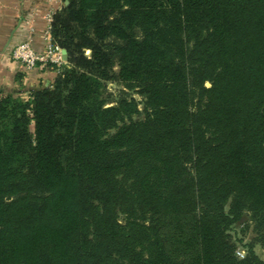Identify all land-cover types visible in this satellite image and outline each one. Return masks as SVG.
<instances>
[{
    "label": "trees",
    "instance_id": "trees-1",
    "mask_svg": "<svg viewBox=\"0 0 264 264\" xmlns=\"http://www.w3.org/2000/svg\"><path fill=\"white\" fill-rule=\"evenodd\" d=\"M50 33L52 83L0 96V264H264V0H62Z\"/></svg>",
    "mask_w": 264,
    "mask_h": 264
},
{
    "label": "crops",
    "instance_id": "crops-1",
    "mask_svg": "<svg viewBox=\"0 0 264 264\" xmlns=\"http://www.w3.org/2000/svg\"><path fill=\"white\" fill-rule=\"evenodd\" d=\"M62 6V0H0V96H27L31 88L49 86L56 72L37 66L26 71L10 52L22 41H30L35 51L43 50L44 16Z\"/></svg>",
    "mask_w": 264,
    "mask_h": 264
},
{
    "label": "built area",
    "instance_id": "built-area-1",
    "mask_svg": "<svg viewBox=\"0 0 264 264\" xmlns=\"http://www.w3.org/2000/svg\"><path fill=\"white\" fill-rule=\"evenodd\" d=\"M54 13L55 11H49L44 16L45 29L42 35L43 50L41 52L35 51L29 40L17 43L10 52L11 58L15 62L20 63L26 71L34 69L37 66L45 67L51 64L55 65L57 68L55 72H57L66 63L62 59V48L54 42L50 33ZM235 254L239 258H243L244 250L238 248Z\"/></svg>",
    "mask_w": 264,
    "mask_h": 264
},
{
    "label": "rangeland",
    "instance_id": "rangeland-1",
    "mask_svg": "<svg viewBox=\"0 0 264 264\" xmlns=\"http://www.w3.org/2000/svg\"><path fill=\"white\" fill-rule=\"evenodd\" d=\"M84 54L89 55V52L85 51ZM206 85L208 86L209 83L206 82ZM120 89H121L120 84L108 83L106 86V93L107 94L110 93L112 96H116V95H118V92ZM130 95L135 99V101H137V103H139L141 101V97L138 94L131 92ZM139 106H140V104H139ZM246 218H248L247 215L244 216L243 220L245 221ZM247 224L249 225L248 227H246L244 225L242 228L241 225H237L233 229L234 235H236V237L242 238L244 242H249L254 237V234L252 231V225L249 224V222ZM254 249H255V252L259 255V257H261L264 260V249H262L258 244L254 245Z\"/></svg>",
    "mask_w": 264,
    "mask_h": 264
},
{
    "label": "water",
    "instance_id": "water-1",
    "mask_svg": "<svg viewBox=\"0 0 264 264\" xmlns=\"http://www.w3.org/2000/svg\"><path fill=\"white\" fill-rule=\"evenodd\" d=\"M65 4H66V2H65ZM61 53H62V59L66 62L67 61V51H66V49L62 48Z\"/></svg>",
    "mask_w": 264,
    "mask_h": 264
}]
</instances>
